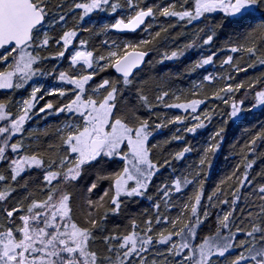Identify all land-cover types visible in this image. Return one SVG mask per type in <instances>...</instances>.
Segmentation results:
<instances>
[{
	"label": "snow or ice",
	"instance_id": "1",
	"mask_svg": "<svg viewBox=\"0 0 264 264\" xmlns=\"http://www.w3.org/2000/svg\"><path fill=\"white\" fill-rule=\"evenodd\" d=\"M217 12L246 41L227 49L221 67L235 73L255 67L236 64V53L264 65V42L259 48L255 42L256 37L264 41V0H64L55 5L52 0H0V90L28 93L19 101L0 102V264H264V178L249 175L254 162L242 154L243 171L238 167L207 195L203 176L212 167L224 126L240 128L254 122L257 112L264 115V78L236 80L229 72L227 81L235 83L217 88L214 75H203L214 89L209 98L215 105L203 111L205 98L179 102L181 95L166 88L150 98L138 86L162 32L178 24L186 29ZM157 16L169 27L153 32L146 20ZM212 31L201 27L205 35L195 33L184 48L195 47L197 40L213 46ZM81 33L90 39H80ZM101 36L107 38L99 46L92 42ZM183 54L177 46L162 52L160 62ZM216 56L212 51L193 71L213 64ZM45 76L58 84L45 83ZM199 91L197 86L192 96ZM45 96L55 100L38 112L63 124L55 142L34 144L25 126ZM173 98L177 102L170 103ZM220 105L225 107L218 113ZM156 109H180L185 115L163 121ZM216 115L222 116L220 127L199 150L198 163L186 174H174L171 183L161 181L153 199L148 195L153 178L162 168H173L170 159H156V145L150 143L154 132L176 124L181 135L173 140L195 137ZM261 137L264 131L249 144ZM193 151L194 145H186L173 158L183 160ZM247 188L259 194L258 212L238 209L241 190ZM141 198L151 200L155 211L139 220L127 216L128 205ZM218 206L220 212H210ZM122 216L129 224L111 230L109 222ZM202 227L208 234H200Z\"/></svg>",
	"mask_w": 264,
	"mask_h": 264
},
{
	"label": "trees",
	"instance_id": "2",
	"mask_svg": "<svg viewBox=\"0 0 264 264\" xmlns=\"http://www.w3.org/2000/svg\"><path fill=\"white\" fill-rule=\"evenodd\" d=\"M63 2L64 0H52L54 5ZM70 2L71 0H69V3ZM120 2L123 3V0H120ZM152 2L153 0H148V3ZM158 2L164 4L167 2V0H158ZM100 15L104 16L105 14L102 13ZM172 19L174 21V18ZM151 21L152 19L150 18L147 23H151ZM71 23H73V21L69 20V24ZM88 26L91 28L96 27L95 24H89ZM163 27H169V21L164 17L157 16L156 23L152 26L153 32ZM201 27L205 29V32H207L209 28L213 30V46L202 45L201 41L197 40L195 47L184 48L186 43H191L193 39H196L194 35L195 33H199L201 37L205 35L204 33L199 32ZM139 36L146 37L148 36V33H139ZM79 38L90 39L88 33H81ZM105 38L107 37L101 36L97 39H93L92 42L99 46L100 40ZM245 42L246 41L244 37H242L240 34L233 33L231 27L227 24V19L224 17V14L219 12L211 14V16H209L206 21L196 22L188 26L186 29L181 28L179 24L175 28L169 27V32H162L161 37H159L155 42V50L152 51L147 58L149 63L143 67V70L137 77L138 80H142V83L138 86L145 89L150 98L155 95L158 90L166 88L170 94L181 95V100L179 102H184V100L189 97L205 98L207 100V105L202 104L200 106V110L203 111L207 108H213L215 105L209 97L214 89L208 84L207 81L203 80V75H214L217 81H219V83L216 84L217 88L224 83H235V80L227 81L229 72L233 73V75L236 77V80L244 79L246 77L249 79L264 78V65L259 64L258 61H248L247 56L245 55L242 57L240 53L232 54L236 64L247 67L248 63H254L255 67L248 68L246 72L239 73L233 72V69L229 68L227 65L221 67L222 61L225 59V52L227 49L230 46L237 44L242 45ZM255 42L259 48L260 44L264 41H262L261 38L256 37ZM177 46L180 47L184 54L180 58L173 61H164L161 63L160 54L166 50L174 49ZM89 47H91V43ZM212 51L217 52V56L214 58V63L193 71L194 65L207 55L211 54ZM60 66L62 69L67 68V59H65ZM101 75L107 76L108 73H102ZM221 77H224V79L222 80ZM99 79L100 76H97L96 80L98 81ZM43 80L46 83H58V81H51L47 76H45ZM197 86L200 88L199 94L198 96H192V92L196 90ZM20 95H27V92H12L10 90L0 91V102L7 100L15 102ZM237 95L239 94L237 93ZM48 100L54 101L55 97L45 96L37 109L42 107ZM169 102L171 103L177 101H175L173 98L169 100ZM223 107L225 106L220 105V108H217L216 111L219 113L220 109ZM156 111L161 113L160 118L163 121L170 119L174 115H185V113L180 109H156ZM142 114L147 115V112L143 111ZM190 118L191 117L189 116V119ZM221 119V115H216L211 123H207V121H205L207 127L198 130L195 137L191 134H183V139L179 141L172 139L174 135H181V133L176 132V128L178 127L176 124H168L166 127L154 132L150 143L156 145V147L153 149L156 159L160 161H163L166 158L170 159L172 161L173 168L164 167L160 170V172L153 178L151 182V185L148 189V195H152L153 199H156V189L161 185V181H168L171 183L170 178L174 174H186L189 165L198 163V158L200 155L199 150L207 146V142H211L210 138L214 131L219 129ZM46 121H49L52 124L48 128L42 129L41 126ZM36 123H38L39 129L29 135H31L34 144H41L46 139L49 142H55L54 138L56 129L62 125L63 120L55 115H46L45 113H41L39 114L38 118L33 120V124ZM261 125H264V115H261L259 112H257V118L251 124L240 128H235L231 126V124L224 126L225 132L222 133L220 147L218 151L211 156L212 167L210 170H205L203 173L206 195L210 194L215 189L216 185L220 184L221 180H224L228 175H231L232 172L238 167L241 169V172L243 171L245 162L241 159L242 154L247 155L249 160L254 162L253 167L248 170L249 175L255 177L257 181L264 178V137L257 139L255 145L249 144L255 134L264 131V128H262ZM26 139L27 143L28 136ZM186 145H194L197 148V151L186 154L183 160H175L173 158L174 154L178 151H181ZM35 179L36 177L33 176V180ZM234 182L235 181L230 183ZM220 186L223 187V185ZM101 187H106V185H102ZM19 191L21 193L24 192L23 189H20ZM186 191H189L190 194L191 188L186 189ZM241 191L243 197L240 201H238V209L244 210L245 212L247 210H252L254 213L258 212L259 209L256 206L260 203L259 194L252 195L253 190L251 188L242 189ZM227 198L231 199L230 193ZM249 201H251V203H249ZM176 203L179 205V201ZM204 203L207 204L206 199L204 200ZM223 207L228 208L229 206L225 205ZM150 210L153 212L155 211V209L152 208V201L147 198H141L138 202L128 205V211L126 215L132 216L139 220L142 213H148ZM178 210V207L173 209L172 214L174 215ZM239 210L236 212L237 216L240 215ZM220 211V206L210 209V212L212 213H218ZM128 224L129 221L125 219V217H114L109 222V228L111 230H116V225L126 227ZM120 230L123 231V227ZM208 232L209 228L202 227L200 230L201 235L208 234ZM160 259L163 260V257H160Z\"/></svg>",
	"mask_w": 264,
	"mask_h": 264
},
{
	"label": "rangeland",
	"instance_id": "3",
	"mask_svg": "<svg viewBox=\"0 0 264 264\" xmlns=\"http://www.w3.org/2000/svg\"><path fill=\"white\" fill-rule=\"evenodd\" d=\"M155 23H156V19L151 21L152 26H153ZM146 37H147V36H146ZM44 82H45V81H44ZM45 83H46V82H45ZM47 83H49V82H47ZM51 83H52V84H58V83H56V82H51ZM0 91H8V90H0ZM27 96H28V93H27V95H20V96H18V98H17L16 100H17V101L22 100L23 98H27ZM41 101H42V100H39V101L37 102V104H36V109H34V112H37L38 114H37V115H34V116L32 117V119L29 121V123L26 124V126H25V127L27 128V130H28V134L34 133L35 131H37V130L39 129L38 123L33 124V120H34L35 118H38V117H39V114H41V113L38 112L39 109H37V107L40 105V102H41ZM51 124H52V123H50L49 121H46V122L41 126V128H42V129H46V128H48L49 126H51ZM62 124H63V123H62ZM27 136H28V135L25 136V141L27 140V139H26Z\"/></svg>",
	"mask_w": 264,
	"mask_h": 264
},
{
	"label": "water",
	"instance_id": "4",
	"mask_svg": "<svg viewBox=\"0 0 264 264\" xmlns=\"http://www.w3.org/2000/svg\"><path fill=\"white\" fill-rule=\"evenodd\" d=\"M149 20H150V18H149ZM149 20H146V23H147ZM138 32H139V30H138ZM147 58H148V57H146V60H147Z\"/></svg>",
	"mask_w": 264,
	"mask_h": 264
}]
</instances>
